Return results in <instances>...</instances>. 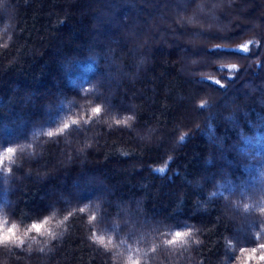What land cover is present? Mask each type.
Wrapping results in <instances>:
<instances>
[{
	"label": "trees",
	"instance_id": "obj_1",
	"mask_svg": "<svg viewBox=\"0 0 264 264\" xmlns=\"http://www.w3.org/2000/svg\"><path fill=\"white\" fill-rule=\"evenodd\" d=\"M154 1L0 0V215L50 218L3 264H232L264 239V12L172 0L179 27H142Z\"/></svg>",
	"mask_w": 264,
	"mask_h": 264
},
{
	"label": "clouds",
	"instance_id": "obj_2",
	"mask_svg": "<svg viewBox=\"0 0 264 264\" xmlns=\"http://www.w3.org/2000/svg\"><path fill=\"white\" fill-rule=\"evenodd\" d=\"M84 209H78L76 211H83ZM75 215L74 211H69L61 219L67 221L70 217ZM262 219H264V213H261ZM49 217H41L38 220L28 221L26 224H21L18 220L13 219L10 216L0 215V249H10L12 247L20 248L24 250L26 240L25 238L34 237L37 235V229L34 225H44L49 220ZM84 224H90L89 216L86 214L83 220ZM260 232H264V223L260 224V230L257 232L259 236ZM111 239L115 240L113 236ZM124 243V241H121ZM231 243V242H229ZM111 251V249H106ZM155 251V249H151ZM112 264H152L151 261L137 257L136 261L133 257L125 254L122 260L117 261L115 255H113ZM153 259H158L154 257ZM3 264V262H0ZM161 264L163 262L161 261ZM232 264H264V239H260L257 243L249 246H242L236 251V257L232 261Z\"/></svg>",
	"mask_w": 264,
	"mask_h": 264
},
{
	"label": "rangeland",
	"instance_id": "obj_3",
	"mask_svg": "<svg viewBox=\"0 0 264 264\" xmlns=\"http://www.w3.org/2000/svg\"><path fill=\"white\" fill-rule=\"evenodd\" d=\"M172 2V0H156L154 2H151V3H148L149 6H144L146 9H142L141 12H138L136 13L134 10L131 12V15L135 16L136 18H138V21H139V24L142 25V27L144 26H150L152 25L153 23H156V24H161L163 23V21L159 20V21H156L158 20V17H159V13L158 12H164V15L169 19L170 18V21H173L176 26H180L179 24V21L175 18L174 14H172L171 10H170V3ZM251 4H243V6H246L248 7L249 6V9L251 8H256V10H262V12H264V0H251L250 2ZM226 3H224L225 5ZM227 5V4H226ZM251 7V8H250ZM230 8V7H229ZM253 14V13H252ZM151 15V18H149V16ZM132 17V16H131ZM149 18V19H148ZM158 22V23H157ZM235 22H241V20L239 18H236L232 24V26L230 27L229 30H242L244 29L242 26L240 25H237ZM173 23V24H174ZM138 25V23L136 24V26ZM213 27L212 29L217 28L216 25L214 24V26H211ZM212 29H209L208 31H211ZM144 31V30H143ZM146 31V30H145ZM129 33V36H131L133 42H143L145 41V37L143 36L142 38L137 34V35H134L133 31H130L128 30L127 34ZM224 33V32H223ZM145 35L148 36L149 34V31H147V33H144ZM169 37L168 38H171V40H175V36H170L168 35ZM167 37V36H166ZM179 37V36H178ZM177 37V38H178ZM181 37V40H183L182 38L185 39V41L183 42L184 44H189L191 45V42L190 40H188V38H186L183 34L180 36ZM152 38L155 39V44H158V39L155 38L153 35H152ZM195 43V41H194ZM263 68V67H262Z\"/></svg>",
	"mask_w": 264,
	"mask_h": 264
},
{
	"label": "snow or ice",
	"instance_id": "obj_4",
	"mask_svg": "<svg viewBox=\"0 0 264 264\" xmlns=\"http://www.w3.org/2000/svg\"><path fill=\"white\" fill-rule=\"evenodd\" d=\"M94 111H99V109H94ZM9 151H11V150H9ZM34 227L37 229V230H40L42 227H43V225H40V224H38V225H34ZM177 236H180L181 235V233H177L176 234ZM96 239H98V241L100 242V243H104V237H97Z\"/></svg>",
	"mask_w": 264,
	"mask_h": 264
}]
</instances>
